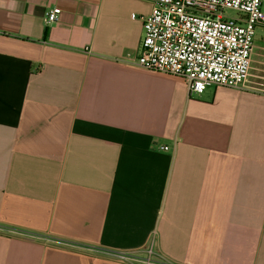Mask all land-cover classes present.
Instances as JSON below:
<instances>
[{
    "label": "crops",
    "instance_id": "crops-1",
    "mask_svg": "<svg viewBox=\"0 0 264 264\" xmlns=\"http://www.w3.org/2000/svg\"><path fill=\"white\" fill-rule=\"evenodd\" d=\"M151 11L0 0V264H264V46L240 88L190 95L136 65Z\"/></svg>",
    "mask_w": 264,
    "mask_h": 264
},
{
    "label": "built area",
    "instance_id": "built-area-1",
    "mask_svg": "<svg viewBox=\"0 0 264 264\" xmlns=\"http://www.w3.org/2000/svg\"><path fill=\"white\" fill-rule=\"evenodd\" d=\"M150 1L151 13L141 17L143 37L137 66L182 79L190 95H201L211 86L238 89L247 81L256 31H264V0ZM229 10L237 16L227 17ZM60 14L59 8L47 11L45 24L56 23ZM3 230L20 234L12 228ZM53 242L75 250L100 252L73 242ZM107 254L128 264H175L152 248L144 253Z\"/></svg>",
    "mask_w": 264,
    "mask_h": 264
},
{
    "label": "rangeland",
    "instance_id": "rangeland-1",
    "mask_svg": "<svg viewBox=\"0 0 264 264\" xmlns=\"http://www.w3.org/2000/svg\"><path fill=\"white\" fill-rule=\"evenodd\" d=\"M225 15L230 18L237 16V12L229 10L226 11ZM256 46H264V31L262 29H257L255 37ZM251 80L255 81V85L264 89V54L262 63H256L252 71Z\"/></svg>",
    "mask_w": 264,
    "mask_h": 264
}]
</instances>
